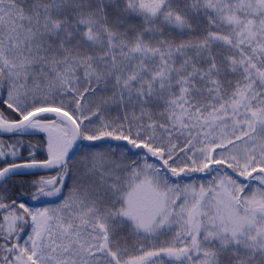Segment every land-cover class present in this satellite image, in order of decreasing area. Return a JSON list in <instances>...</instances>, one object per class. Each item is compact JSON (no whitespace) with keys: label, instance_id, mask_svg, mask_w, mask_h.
<instances>
[{"label":"snow or ice","instance_id":"obj_1","mask_svg":"<svg viewBox=\"0 0 264 264\" xmlns=\"http://www.w3.org/2000/svg\"><path fill=\"white\" fill-rule=\"evenodd\" d=\"M0 264H264V0H0Z\"/></svg>","mask_w":264,"mask_h":264}]
</instances>
